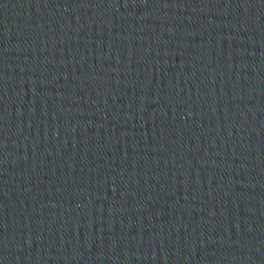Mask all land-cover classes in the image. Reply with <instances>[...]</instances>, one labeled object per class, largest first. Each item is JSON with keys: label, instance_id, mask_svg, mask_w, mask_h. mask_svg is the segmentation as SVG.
Returning a JSON list of instances; mask_svg holds the SVG:
<instances>
[{"label": "water", "instance_id": "1", "mask_svg": "<svg viewBox=\"0 0 264 264\" xmlns=\"http://www.w3.org/2000/svg\"><path fill=\"white\" fill-rule=\"evenodd\" d=\"M0 264H264V0H0Z\"/></svg>", "mask_w": 264, "mask_h": 264}]
</instances>
